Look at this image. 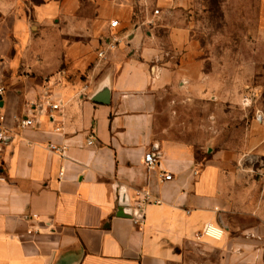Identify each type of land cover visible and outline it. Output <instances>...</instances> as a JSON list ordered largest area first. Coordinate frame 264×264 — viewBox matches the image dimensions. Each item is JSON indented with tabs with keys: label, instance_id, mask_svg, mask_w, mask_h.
<instances>
[{
	"label": "crops",
	"instance_id": "obj_1",
	"mask_svg": "<svg viewBox=\"0 0 264 264\" xmlns=\"http://www.w3.org/2000/svg\"><path fill=\"white\" fill-rule=\"evenodd\" d=\"M180 2L154 14L136 0H0V264H264L263 90L245 93L236 125L205 100L203 127L237 137L212 135L202 157L157 132L164 117L192 127L179 102L218 99L217 62ZM113 19L128 38L101 60ZM254 35L264 42V0ZM143 193L137 223L119 199Z\"/></svg>",
	"mask_w": 264,
	"mask_h": 264
},
{
	"label": "rangeland",
	"instance_id": "obj_2",
	"mask_svg": "<svg viewBox=\"0 0 264 264\" xmlns=\"http://www.w3.org/2000/svg\"><path fill=\"white\" fill-rule=\"evenodd\" d=\"M136 4L138 8L141 7L139 10L160 9L156 0H136ZM180 4L181 14L196 23L195 35L217 62L211 72L216 75L218 99L205 97L197 102H179L177 107L184 113L183 119L189 125L193 124L192 127H167L169 121L164 117L157 132L168 130L170 136L187 140L195 147L197 156L202 157L204 151L200 145L212 135L218 133L220 144L227 142L225 138L237 137L232 127H217V131H214V127H203L209 122V105L205 100L216 102L212 107L220 113L219 124L236 125L242 115V99L246 92H249L248 95L252 92L251 86L258 87L253 91L263 90L264 93V51L259 52L258 49V44L264 42L254 35L258 0H181ZM207 83L205 85L208 86ZM171 98L168 96L167 100ZM165 109L163 101L162 112ZM225 112L228 113L227 117ZM195 123H201L202 127H194Z\"/></svg>",
	"mask_w": 264,
	"mask_h": 264
},
{
	"label": "built area",
	"instance_id": "obj_3",
	"mask_svg": "<svg viewBox=\"0 0 264 264\" xmlns=\"http://www.w3.org/2000/svg\"><path fill=\"white\" fill-rule=\"evenodd\" d=\"M124 1H132V0H124ZM154 14L159 13V9H155L153 11ZM123 29L121 28V21L119 19H113L109 23V35L107 38L104 39L102 45L97 51V56L99 59L103 60L108 57V54L111 52L116 51L119 49L121 43L125 41L128 38L127 33H122ZM4 88L0 87V94L3 92ZM53 109H57L59 107V104H49ZM35 108V104H34ZM33 125V119L29 117H25L21 121V126H30ZM56 131H61V127H57ZM7 140V136L4 130L0 128V151L3 148L4 143ZM96 143L95 136H90L87 140V145H94ZM49 148L52 151L58 152L60 154L65 153L66 146H60V145H50ZM144 162L147 167V169H154L158 163H159V155L156 151H151L149 153H146L144 157ZM63 171L60 172V175L63 176ZM164 178L169 180L172 178V174H165ZM4 177L0 174V180H3ZM148 194L143 193L142 195L136 196L134 199V203L131 202L130 198L127 197L126 194H120L119 199V206H124L125 208L132 209V217L135 222H140V219L143 218V205L148 201Z\"/></svg>",
	"mask_w": 264,
	"mask_h": 264
},
{
	"label": "water",
	"instance_id": "obj_4",
	"mask_svg": "<svg viewBox=\"0 0 264 264\" xmlns=\"http://www.w3.org/2000/svg\"><path fill=\"white\" fill-rule=\"evenodd\" d=\"M120 212L122 214H126V215L132 216V209L131 208L127 209L124 206H120Z\"/></svg>",
	"mask_w": 264,
	"mask_h": 264
}]
</instances>
